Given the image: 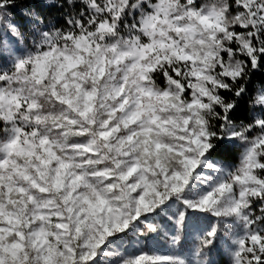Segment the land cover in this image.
<instances>
[{"label": "snow or ice", "instance_id": "snow-or-ice-1", "mask_svg": "<svg viewBox=\"0 0 264 264\" xmlns=\"http://www.w3.org/2000/svg\"><path fill=\"white\" fill-rule=\"evenodd\" d=\"M214 16L207 0H0V264H58L56 255L62 253H55L48 237L59 242L63 233L45 227L50 218L67 212L72 223L74 209L77 217L88 212L83 205L91 204L90 195L106 203L82 171L84 165L99 161L85 154L96 155L100 149L120 152L126 143L144 144L146 151L152 125L175 127L182 119L191 127L187 115L161 121L156 102L177 113L195 107L215 114L212 134H200L204 147L194 171L219 166L214 157L236 143L232 133L240 101H264V43H246L247 52L240 53L237 36L232 35V42L217 52L203 39ZM197 33L200 39H194ZM212 36L209 33V40ZM235 57L241 59L230 64ZM213 58L220 79L190 67L197 60L208 67ZM155 84L164 87L157 89ZM252 109L247 135L257 127L264 134V103H253ZM138 121L139 130L129 128ZM121 126L128 129L126 136H117ZM72 129L83 138L68 140ZM141 135L146 139L138 141ZM114 163L120 166V161ZM89 171L99 177L109 169ZM133 171L135 164L128 174ZM120 178L128 177L122 173ZM81 183L89 193H77ZM257 204L264 205V199L258 198ZM140 219L147 217H138L136 223ZM260 220L264 229V217ZM75 223L79 231L82 221ZM68 226L55 225L65 230ZM128 230L112 233L90 258L85 257L86 264H123ZM251 240L258 248H248L250 261L264 264L260 230ZM212 246L216 247L214 237Z\"/></svg>", "mask_w": 264, "mask_h": 264}, {"label": "trees", "instance_id": "trees-1", "mask_svg": "<svg viewBox=\"0 0 264 264\" xmlns=\"http://www.w3.org/2000/svg\"><path fill=\"white\" fill-rule=\"evenodd\" d=\"M230 2L232 0H207L208 6L215 11L214 18L219 27L216 29L210 28L208 32L203 34V39L210 42L213 49L218 52L223 50L227 43L232 42L231 36L235 35L237 39L234 42L240 45L238 52L246 53L247 49L243 47L244 44L258 47L259 43H264V0H234L232 9L229 10L228 5ZM220 28L224 29L223 35L220 33ZM209 33H214L211 40H209ZM257 33H260V35L257 36ZM253 37L256 38L258 43L253 44ZM200 38L199 33L194 37V39ZM197 47L200 46L197 45ZM204 51H207L206 47ZM216 59L213 58L212 65L208 67H205L198 60L194 64L190 62V67H199L204 75H212L213 79H220L219 74L214 70ZM238 59H241V57L230 58L229 63H235ZM196 82V79H193V83ZM163 87V84H155L157 89ZM205 87H207V84H205ZM183 99L187 100V98ZM156 103V115L161 121L168 120V117L172 115L173 108L167 107L166 103ZM172 103L178 102L172 101ZM253 103L260 104L264 101L259 99L251 101L247 98L240 101V108L234 123L235 132L232 133L236 138V143L220 156L214 157L218 160V167L226 169L228 175L236 181L234 191L238 196L239 214L228 213L226 216L217 217L208 210L189 209L182 203L175 201L177 191L168 192L166 188L167 179L174 174H182L187 164L186 158L190 157L186 153L179 152V149L175 147L176 137H169V134L163 131L170 129L172 133L174 132V136L179 132L173 129L170 123L163 124L162 128H157L155 125L151 126L153 131L147 135L146 151L144 144L129 146L126 143L121 147L120 152L115 150L106 152L100 149L96 155L85 154L88 159L99 161L96 164L84 165L82 171L86 174L88 184L100 195L101 199L106 201V207L99 212L109 224L110 234L106 236L105 240H108L112 233H120L125 228L129 229L128 235L124 237L123 253L125 259L123 264H137V262L139 264H212V262H215V264H225V262H228V264H253L247 251L249 240L252 235L257 234L258 230L264 236V229H261L262 222L260 220V217H264V210H261L264 205L257 204L258 198L264 199V193L258 195L256 192L258 186L255 183L256 178L264 179V170L256 167L257 164H264V145H255L263 134L259 132L257 127L252 135H247L249 127L247 117L254 111L252 109ZM161 108H166V110L162 111ZM192 112L191 121H199L201 125H195V127L191 125L190 128L183 130V133L180 134H186L187 136L191 131L199 136L201 133L211 135L212 129L216 126L215 114L210 109L195 107ZM53 114H55V109H53ZM184 115L188 116V113L184 112L182 116ZM99 116L101 119L104 118L103 111L99 112ZM129 128L139 130V121L135 125H129ZM75 133L76 129L67 132L68 140L83 138L77 137ZM127 134L128 129L121 126L120 133L117 136H126ZM153 138H156L157 142L162 145L159 152L153 153ZM145 139L146 137L142 135L137 137L138 141ZM111 142L116 144L117 141L112 138ZM123 153H127L136 160L146 185V188L137 189L129 195V198L134 195H142L144 206L137 209L135 219H133V215L130 216L129 214L127 197L120 196L121 187L115 183L118 179V169L121 170L122 167H117L114 162L120 161L121 163V159L126 156ZM67 154L72 155L71 152ZM102 154L104 155L102 156ZM74 159L77 162H82L79 157L74 156ZM23 162L22 159L16 158L17 164H23ZM51 167H55V161L52 162ZM106 168L109 169L107 172L110 173L109 177L106 176L107 173L95 177L89 171L101 172ZM8 171H11V169L9 168ZM220 177L221 175L215 176V178ZM240 178L247 179L248 183L246 189L242 188L241 192L238 193V180ZM109 185H111L110 188ZM183 189L184 186H182L180 192H183ZM30 191L34 192V190ZM156 192L160 194L158 198H156ZM166 194H169L168 197L163 199ZM169 201L174 202L176 205L170 207L171 203L168 205ZM165 205H168V207H165L163 211H159ZM51 211H56V209L52 208ZM194 212L195 215H193ZM66 215L67 213H64L63 217L59 219L55 216L50 218L51 223L46 224L45 227L52 232L63 234L60 236L59 242L51 236L48 237V240L54 246L55 251L62 254H67L70 248H76L75 264H86L85 257L87 255L85 253L89 248L83 245L84 235L80 233V230L69 236L63 232V229L55 227L57 223L68 224L69 220L66 219ZM86 215L87 219H85ZM145 216L147 219H140L139 223H136L138 217ZM93 217L94 214L89 213V211L87 213L80 212L78 220L82 223L79 225V229L85 228L88 225L87 223L93 220ZM203 227L207 229L204 232H202ZM193 230L199 233L198 237L191 233ZM235 234H239V239L242 238L241 242L239 239L235 241L230 239ZM213 237L216 241V247L212 246ZM251 247L256 249L258 245L255 244ZM161 255H164L166 259L159 261L158 258ZM62 256L56 257L58 264H63ZM180 257H182L181 263L177 261Z\"/></svg>", "mask_w": 264, "mask_h": 264}, {"label": "rangeland", "instance_id": "rangeland-1", "mask_svg": "<svg viewBox=\"0 0 264 264\" xmlns=\"http://www.w3.org/2000/svg\"><path fill=\"white\" fill-rule=\"evenodd\" d=\"M219 27V24L217 23L216 19L214 18V23L211 28L216 29ZM119 76V74H117ZM107 103H112L111 100L107 101ZM184 112L188 113L189 117V124L195 127V125H201L199 121H191L192 116V110L189 111L188 109H184L183 112L177 113L175 109H172V115L170 117L177 119L178 117L182 116ZM169 118V117H168ZM192 122V123H191ZM173 129L178 130L179 132L173 135L174 132L170 129L163 130L164 132L169 134V137H176V140L174 142V145L177 149H179V152L186 153L190 157L186 158L187 164L185 166V170L182 174H174L173 176H170L167 179V190L168 192H176V198L175 201L182 203L189 209L194 210H208L212 215L215 216H226L228 213H240L239 209V201L238 196L236 192L234 191V184L235 179L231 178L230 175H228V172L224 168H213L209 170L207 166H202L200 171H194L197 164L200 163V153L203 150L204 143L201 141L200 136L197 133H192L191 131L188 133V135H181L180 133H183V130H187L188 127L184 125L182 119H177V126L170 125ZM143 136V135H142ZM264 140V134L262 135V138L255 144L256 146L264 145L261 144L260 141ZM157 142L156 138H153V153L156 151L159 152L160 148L156 147ZM104 154H102L103 156ZM19 159V158H17ZM135 164V171H133L130 175L129 167ZM264 164H257L256 167L258 169L264 170ZM118 169V179L115 181L116 184H118L121 187V197L126 198L128 202V209L130 216L135 219L137 217V209L141 206H144L142 195L139 196H131L129 198V195L131 193H134L137 189H144L146 188L145 181L143 178V175L140 171V168L138 164L136 163V160L130 156L126 155L123 159H121L120 168ZM127 175V179H121V174ZM217 175H221L220 178H215ZM106 176H110V173H107ZM239 181V191L241 192V189H246V185L248 183V180L241 179ZM88 183V182H87ZM255 183L258 186V189L256 192L259 194L264 193V179L256 178ZM144 184V185H143ZM143 185V186H142ZM141 186V187H140ZM181 186V187H180ZM182 186H184L183 192H180ZM154 190V186H153ZM90 190L86 187H84L83 183H81L80 187L77 188V193H89ZM76 193H74L75 195ZM169 194H166L165 198L168 197ZM160 194L156 192V198H158ZM91 204H85L83 207L88 209L89 213H93L94 217L93 220L87 223L88 225L85 226V228H80V233L84 235L83 238V245L88 247L89 249L86 250L85 255L87 257H91L92 253H94L97 250V247L105 240L106 236H108L109 233V224L106 221V219H103V215L99 213L100 211H103L106 207V203H99L96 199V196L90 195ZM59 203V201H57ZM174 202L168 203V205H176ZM167 205V207H168ZM29 210L32 209V205H29ZM61 208H63V205L61 204ZM47 211V210H46ZM76 211L78 209H74L72 213V223L68 222V227L66 230L63 229V232L69 236L73 235L75 232L77 233V226L75 221L78 219L76 216ZM67 213V212H65ZM28 213H26L27 215ZM29 218H31L29 216ZM68 218V213L66 215V219ZM67 222V221H66ZM39 224V222H37ZM207 230L203 227L202 232ZM194 234V236L198 237L199 233L197 231L191 232ZM212 232L210 231V234ZM232 241L239 239V234L232 235L230 238ZM222 240V239H220ZM239 241H242V238L239 239ZM256 243L253 242L250 238L248 248L255 245ZM75 249L76 248H70L69 252L67 254H62L63 264H75ZM55 253H60L58 251H55ZM54 253V254H55ZM232 253V252H231ZM61 256V255H56ZM159 261L165 260V256L161 255L159 258ZM179 263L182 261V257L178 258Z\"/></svg>", "mask_w": 264, "mask_h": 264}]
</instances>
